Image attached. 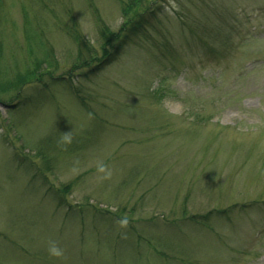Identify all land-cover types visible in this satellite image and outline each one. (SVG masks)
Segmentation results:
<instances>
[{
  "label": "rangeland",
  "instance_id": "obj_1",
  "mask_svg": "<svg viewBox=\"0 0 264 264\" xmlns=\"http://www.w3.org/2000/svg\"><path fill=\"white\" fill-rule=\"evenodd\" d=\"M129 3L0 0V264H264V0H164L98 64Z\"/></svg>",
  "mask_w": 264,
  "mask_h": 264
},
{
  "label": "trees",
  "instance_id": "obj_2",
  "mask_svg": "<svg viewBox=\"0 0 264 264\" xmlns=\"http://www.w3.org/2000/svg\"><path fill=\"white\" fill-rule=\"evenodd\" d=\"M163 2L164 0H154L153 3H150L149 1L147 2V0H135V7H133V10L131 9V2L129 4H124L123 16H126L128 13L132 12L131 16H128L126 18V22L115 33H111L110 31L107 32V29L103 27L100 29L99 38L100 41L103 42L101 46L103 52L101 51L102 55L101 57H98L96 62L98 64H109L114 59H116L117 54L127 43L130 36H135V39L144 36V34H146L147 29L151 25L150 22L155 20L154 15L160 11L161 3ZM81 47L83 48V46ZM82 48H80V50ZM85 64L88 65L89 62H86ZM84 68L88 69L89 67L84 66ZM34 74L35 72H31L22 80H19V86L24 85L31 77H33L29 75ZM209 214L211 215L212 212H209L207 216H209Z\"/></svg>",
  "mask_w": 264,
  "mask_h": 264
},
{
  "label": "clouds",
  "instance_id": "obj_3",
  "mask_svg": "<svg viewBox=\"0 0 264 264\" xmlns=\"http://www.w3.org/2000/svg\"><path fill=\"white\" fill-rule=\"evenodd\" d=\"M73 136H72V130L67 132H62V135L60 136L59 143L63 145L70 144L72 142ZM97 171L99 173H103L104 177L111 175L110 169H108L107 165L103 161H97L96 163ZM117 223L123 227L126 226L128 223L127 217H121ZM47 252L50 257L54 258H60L64 255L63 248L59 245V243L55 240H49L47 242Z\"/></svg>",
  "mask_w": 264,
  "mask_h": 264
}]
</instances>
